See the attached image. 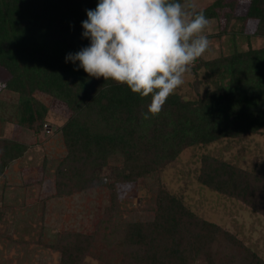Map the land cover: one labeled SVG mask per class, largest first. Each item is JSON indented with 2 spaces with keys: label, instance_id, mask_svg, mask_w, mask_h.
<instances>
[{
  "label": "trees",
  "instance_id": "obj_1",
  "mask_svg": "<svg viewBox=\"0 0 264 264\" xmlns=\"http://www.w3.org/2000/svg\"><path fill=\"white\" fill-rule=\"evenodd\" d=\"M97 3L0 0V75L6 73L0 91L18 96L10 108L0 101V122L38 134L47 108L34 92L61 100L70 115L60 127L66 154L54 168L55 195L104 188L108 193L91 232L63 231L53 242L61 253L59 264H79L87 254L99 259L114 256L122 264H264L235 235L195 215L163 186L154 189L152 214L146 219L126 217L115 194L117 182L153 175L187 147L262 129L264 46L197 59L191 73L204 68L213 88L195 99L175 92L159 115L145 120L150 97L142 99L126 85L90 77L79 62H65L67 54L89 44L82 37V21ZM225 6L233 11L236 2L214 0L197 11L212 19ZM226 16L229 20L231 13ZM241 17L256 20L254 34L264 37V0H249ZM28 148L23 142L0 139V178ZM200 161L197 180L202 185L264 217V175L208 154Z\"/></svg>",
  "mask_w": 264,
  "mask_h": 264
},
{
  "label": "rangeland",
  "instance_id": "obj_2",
  "mask_svg": "<svg viewBox=\"0 0 264 264\" xmlns=\"http://www.w3.org/2000/svg\"><path fill=\"white\" fill-rule=\"evenodd\" d=\"M213 1L193 0L197 9L205 8ZM225 1H235L236 7L230 11L225 6L218 10L217 18L209 19L204 34L211 42L210 47L198 59L212 60L231 55L235 50L264 46V37L254 34L256 20L244 21L241 17L249 0ZM227 12L231 13L229 20ZM5 78L6 73L1 71L0 79ZM212 88L205 77V69L201 68L196 75L190 73L176 92L187 99H195ZM33 95L47 108L45 123L51 129L50 134L45 133L44 128L35 134L12 122H0V139L23 142L29 147L0 178L3 212L0 264H59L61 253L53 247L58 235L63 231L91 232L108 201L106 188L100 192L55 195L54 168L66 154L60 127L68 119L70 110L61 100L41 91H35ZM17 97L13 92L0 91V101L8 107L17 101ZM205 154L264 175V127L256 133L187 147L155 174L134 182H117L115 194L122 211L126 217L148 218L152 214L149 208L153 205L154 192L163 186L195 215L229 231L264 259V217L241 201L216 192L197 180L200 159ZM79 264L122 263L114 256L99 259L87 254Z\"/></svg>",
  "mask_w": 264,
  "mask_h": 264
},
{
  "label": "clouds",
  "instance_id": "obj_3",
  "mask_svg": "<svg viewBox=\"0 0 264 264\" xmlns=\"http://www.w3.org/2000/svg\"><path fill=\"white\" fill-rule=\"evenodd\" d=\"M86 15L89 44L65 62L150 97L145 120L161 113L211 43L204 34L210 20L193 0H98Z\"/></svg>",
  "mask_w": 264,
  "mask_h": 264
},
{
  "label": "built area",
  "instance_id": "obj_4",
  "mask_svg": "<svg viewBox=\"0 0 264 264\" xmlns=\"http://www.w3.org/2000/svg\"><path fill=\"white\" fill-rule=\"evenodd\" d=\"M43 128H44L45 133L47 134L51 133V129L49 128V125L47 123L43 125Z\"/></svg>",
  "mask_w": 264,
  "mask_h": 264
}]
</instances>
